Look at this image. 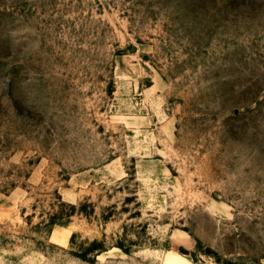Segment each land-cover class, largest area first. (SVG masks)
Segmentation results:
<instances>
[{"label":"rangeland","instance_id":"rangeland-1","mask_svg":"<svg viewBox=\"0 0 264 264\" xmlns=\"http://www.w3.org/2000/svg\"><path fill=\"white\" fill-rule=\"evenodd\" d=\"M264 264V0H0V264Z\"/></svg>","mask_w":264,"mask_h":264},{"label":"bare ground","instance_id":"bare-ground-1","mask_svg":"<svg viewBox=\"0 0 264 264\" xmlns=\"http://www.w3.org/2000/svg\"><path fill=\"white\" fill-rule=\"evenodd\" d=\"M165 264H191V260L176 251H170L166 254Z\"/></svg>","mask_w":264,"mask_h":264},{"label":"crops","instance_id":"crops-1","mask_svg":"<svg viewBox=\"0 0 264 264\" xmlns=\"http://www.w3.org/2000/svg\"><path fill=\"white\" fill-rule=\"evenodd\" d=\"M186 257V256H185ZM188 258V257H187ZM191 264H192V262H191Z\"/></svg>","mask_w":264,"mask_h":264}]
</instances>
